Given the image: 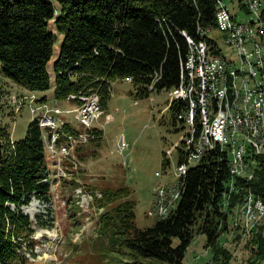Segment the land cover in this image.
Instances as JSON below:
<instances>
[{"label": "trees", "instance_id": "obj_1", "mask_svg": "<svg viewBox=\"0 0 264 264\" xmlns=\"http://www.w3.org/2000/svg\"><path fill=\"white\" fill-rule=\"evenodd\" d=\"M55 1L59 10L45 0H0V66L6 79L28 91L49 90L48 63L55 36L48 24L54 20L62 34L53 63V99L57 102L73 93L95 92L101 108H105L112 83L124 82L126 77L131 79L126 83L132 85L131 94L136 99L148 98L153 92H168L181 81L189 54L186 37L196 42L204 40L213 54L220 53L206 36L209 31L218 30V0ZM241 5L245 7L242 1ZM7 87L0 80V111L6 97L7 102L12 100ZM181 105L177 101L169 104L176 125L175 113ZM40 131L38 122L32 120L25 137L12 141L7 127L0 124V264H32L27 253L34 256L35 231L21 208L32 197L47 201L51 191L50 184L45 182L49 177L48 156ZM93 132L94 138L76 149L82 163L79 169L82 181L88 173L86 163L96 157L95 148L103 137L100 128H93ZM222 154L213 151L200 165L190 168L175 213L143 229L135 224V202L130 199L128 187L84 183L85 189L101 193L95 205L103 208V212L94 233L103 243L94 246L95 258L101 261L110 254L114 264H184L185 251L195 236L203 234L205 247L213 249L214 259L228 260L230 254L218 244L219 220L211 218L217 215L222 218L218 205L229 174L227 157ZM163 157L161 166L167 167L169 161ZM258 172L251 186L264 198V176L260 177V183L256 179L264 174V163ZM69 184L70 190L77 186L75 181ZM68 203L67 216L77 219L79 229L83 216L73 201ZM37 220L38 226L51 227L39 216ZM249 238L246 246L251 264H260L264 259V222Z\"/></svg>", "mask_w": 264, "mask_h": 264}, {"label": "rangeland", "instance_id": "obj_2", "mask_svg": "<svg viewBox=\"0 0 264 264\" xmlns=\"http://www.w3.org/2000/svg\"><path fill=\"white\" fill-rule=\"evenodd\" d=\"M45 1L50 2L59 10L55 0ZM260 1L264 2V0ZM222 2L226 4L225 6L238 23L249 24L256 19L253 14L248 12L244 1H242V4L245 7L241 5L240 0H222ZM48 29L55 36L53 55L48 63L51 88L45 92H31L14 83V85L7 87L8 94L25 92L21 96H34L32 100L33 110H39L40 105L37 100H40V98H45L52 105H66L65 102H56L53 99V63L59 53L62 34L56 29L54 20L49 22ZM206 36L213 40L212 42L222 51V59L226 58L229 62L239 63L237 53L225 43L224 35L221 32L218 30L209 31ZM186 73V67L184 66L183 74L186 76ZM0 79H6L2 75L1 66ZM132 91L130 83L114 82L112 83L111 96L107 106L99 111L100 103H98V122L102 123L103 137L100 146L95 148L97 150L96 157L91 158L86 163L88 173L84 174L83 181L79 178L81 173L77 171V167H74L71 170L76 171V178H78L77 186L74 189H69V182L72 181L62 182L61 185L58 183L57 186L59 187L55 190L56 194L50 191L47 201L32 197L29 203L21 208L22 212L29 216L35 231L32 236L37 242L33 249L34 256L27 253L32 264H114L111 261L114 258L110 254L101 261L94 256L97 253V251H93L94 246L96 248V244L102 242L95 238L94 228L103 210H98L93 203V199H89V203L85 205L83 211L80 210L83 216V225L79 229L77 219L67 216L69 200L75 204V199H78L77 193H75L76 190H82L83 194L87 195L89 191L94 190L85 189L84 183L98 186L107 185L114 188L128 187L131 191L130 199L135 202L136 226L143 229L150 227L155 222L153 216H147L154 188L162 182V179L156 177L155 173L161 172L163 168L165 169L161 166L162 153L166 149H174V143L180 141L181 133H186L187 124L183 121L178 122L177 125L173 123L174 119L169 111V104L172 99L168 92H153L148 98L136 99L131 94ZM97 98L100 101L99 95ZM27 101L29 99L24 98L17 102V98L13 97L11 101L7 102V97L3 101L0 111V124L7 127L12 141H18L25 137L27 125L35 117L27 107ZM15 109L19 112H16ZM39 120L42 121V116ZM94 125H97V123H94ZM56 133L48 135L47 144L59 143V140L65 137L67 138L66 145L65 143L60 145L68 149L66 155H69L73 136L64 135L65 133L62 131L59 135H56ZM121 137L124 138L127 147L123 153L117 154L115 153L116 143ZM80 138H87V136L82 134ZM182 150L184 158V152L186 154L185 145H183ZM177 157V155L174 157L175 162H177ZM166 158L172 163L171 156H166ZM53 159H56V157ZM81 165L82 163L78 162V166L81 167ZM259 173L257 172V176ZM58 176L71 180L69 173L61 172ZM261 176L263 177L264 174H260L256 179L259 181ZM228 178L229 175L226 176L225 180ZM233 200H235V197ZM218 206L219 212L220 205ZM232 207L234 208L235 204ZM225 209L231 215L229 219L232 218L233 220L232 215H235L237 211H230L228 206ZM37 216L45 224L50 223L51 227L38 226L36 224L38 221ZM211 218L219 220L217 229L221 233L218 237V244L230 254L229 259L225 260L223 257H219L218 260H215L213 249L205 247V235L199 234L195 236L185 251L184 264H251V253L246 244L252 233L244 235L241 233V227H239L233 234L229 232L228 234L220 226L221 219L219 215ZM176 244L177 241L174 240V245ZM260 264H264V259Z\"/></svg>", "mask_w": 264, "mask_h": 264}, {"label": "bare ground", "instance_id": "obj_3", "mask_svg": "<svg viewBox=\"0 0 264 264\" xmlns=\"http://www.w3.org/2000/svg\"><path fill=\"white\" fill-rule=\"evenodd\" d=\"M241 1L246 3L248 12L256 17L249 24L238 23L222 0H218L216 13L218 31L224 35L225 43L237 53L238 64L229 62L226 58L222 59L220 49L218 55H215V52L213 54L211 50L209 55H206V51L196 45L199 42L209 49L208 42L204 40L196 42L186 37L189 54L184 64L187 73L186 76L184 74L186 82H183L182 90L185 114L177 115V123L183 121L188 126L187 117H192L194 132L190 136L189 143H184L186 154L184 152V161L181 160L182 165H187V171L196 167V164L192 163V158L199 160L198 165H200L210 151H218L226 155L229 178L225 181L219 202V210L222 214L220 226L226 230L223 231L232 234L241 227L242 234L250 235L264 221V198L256 194L251 186L260 166L264 163V14H262L264 5L260 0H254V6H262L258 8V14H255L251 0ZM214 47L218 49L216 44ZM196 58L197 63L202 64L205 94L201 89L200 69H195ZM213 62L224 67L226 74L233 79V84H240L238 90L232 86L227 75H221V71H216ZM181 81H183V75ZM220 87L226 94L225 98L220 93ZM12 97L17 98L14 95ZM24 98L29 99L23 95L19 97V100ZM33 98L34 96H31V103ZM37 101L39 105L48 103L46 100ZM98 101L99 99L96 98V110L99 108L97 105L100 101ZM259 106L261 113H258ZM99 111L97 110V113ZM16 112L19 111L16 110ZM34 119L41 130L40 116H35ZM226 122L228 125H225ZM64 128H68V120L60 119V126L50 127V135H54V132L59 135L62 131L64 135H72L74 138H80L82 134H86L89 141L94 138L93 130L71 129L70 135ZM65 141L67 138L63 137L57 144L65 143ZM71 145L69 155H66L68 149L63 147L66 157L73 159V164L65 159H53L55 156H48L49 177L45 179V182L50 184L51 191L59 187L58 183L61 185L62 182H78L76 171L71 169L77 167L79 171L80 160L77 157V150L74 149V142ZM167 160L169 162L165 169H171L172 163L168 158ZM61 172L69 173L71 180L58 176ZM75 193L78 197L75 199V204L81 211L89 203V199H93L95 205V201L101 198L100 191L96 189L89 191L88 195L83 194L82 190H76ZM227 206L230 211H237L235 215H232L233 220L229 219L231 215L226 212ZM97 208L103 210V208Z\"/></svg>", "mask_w": 264, "mask_h": 264}, {"label": "built area", "instance_id": "obj_4", "mask_svg": "<svg viewBox=\"0 0 264 264\" xmlns=\"http://www.w3.org/2000/svg\"><path fill=\"white\" fill-rule=\"evenodd\" d=\"M251 6L255 9V14H258V8H262V6H254V0H251ZM206 33V32H204ZM203 50L206 51V55H209V50L206 46L200 44ZM216 68V71H221V75H227L226 70L223 66L218 65L216 62H213ZM195 69H200V84L201 89L204 91L205 78L202 73V64L197 63ZM182 72V71H181ZM228 76V75H227ZM230 83L232 86L238 90L240 84H233V79L231 76H228ZM124 82H129V78L126 77ZM183 82L185 81V76L183 74V81H180L179 85L175 88H172L168 91L170 98L172 101L181 102L179 110L176 111L175 114H185V105L182 101V90H183ZM220 93L225 98V93L222 88H219ZM17 97V102L19 101V97L21 94H14ZM97 93L95 92H78L73 93L67 96L65 102V106H59L56 104H41L39 110H32L31 96L29 97V101H27V107L30 109L31 114L35 116H42V124L40 136L42 139V143L45 149L47 156H55L59 159H65L68 162L73 164V159H68L64 153V147L60 144H47V135L50 134L51 126H60V119L68 120V128H64L66 133L71 135V129H85V130H93L95 126L94 123H98L99 117L96 110V98ZM258 113L260 112V106L258 108ZM188 118V126H186V133H181L180 141L174 143V149H166L165 152L162 153V162L163 156H171L172 165L171 169H162L161 172H156L155 176L162 179V182L159 183L153 191L152 201L149 209L147 210V216H153L155 220H165L169 218L171 215L175 213L179 202L182 198V193L184 190V179L187 174V165L181 164V156H182V147L183 143H189L190 136L193 134L194 130L192 129V117ZM225 125H228L227 122ZM102 128V125H99ZM225 129V126L222 128V133ZM74 149H78L86 145L89 141L88 138H73ZM209 150V144L206 145ZM127 147L124 138L121 137L116 143L115 153H123L125 148ZM211 154V151H210ZM177 157V162L174 161V157ZM199 160H193L192 163L198 165ZM54 194L55 191H51Z\"/></svg>", "mask_w": 264, "mask_h": 264}, {"label": "crops", "instance_id": "obj_5", "mask_svg": "<svg viewBox=\"0 0 264 264\" xmlns=\"http://www.w3.org/2000/svg\"><path fill=\"white\" fill-rule=\"evenodd\" d=\"M2 82H4L8 87L11 86V85H14L10 80H7V79H0Z\"/></svg>", "mask_w": 264, "mask_h": 264}]
</instances>
